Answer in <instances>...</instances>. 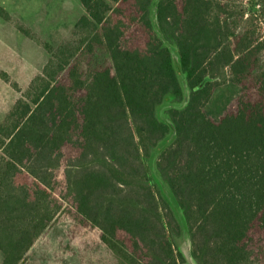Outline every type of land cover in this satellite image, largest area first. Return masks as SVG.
Listing matches in <instances>:
<instances>
[{
	"label": "trees",
	"instance_id": "trees-1",
	"mask_svg": "<svg viewBox=\"0 0 264 264\" xmlns=\"http://www.w3.org/2000/svg\"><path fill=\"white\" fill-rule=\"evenodd\" d=\"M80 2L56 47L15 22L50 57L0 122L2 264L61 214L122 264H187V238L197 264H264L257 17L243 0ZM227 81L241 93L215 119L205 106Z\"/></svg>",
	"mask_w": 264,
	"mask_h": 264
},
{
	"label": "rangeland",
	"instance_id": "rangeland-1",
	"mask_svg": "<svg viewBox=\"0 0 264 264\" xmlns=\"http://www.w3.org/2000/svg\"><path fill=\"white\" fill-rule=\"evenodd\" d=\"M247 16L257 17L258 29L264 36L261 2L243 0ZM13 21L0 18V71L8 73L10 81L0 77V122L21 96L30 80L42 72L50 55L41 44L28 38L15 26L20 22L42 41L56 47L74 39L75 23L85 14L80 0H0ZM17 83L18 88L13 86ZM241 93V87L227 81L218 86L205 106L208 116L219 119L230 103ZM91 230L78 231L73 221L59 215L37 240L22 264H122ZM187 264H197L190 255V241H181ZM0 252V264H2Z\"/></svg>",
	"mask_w": 264,
	"mask_h": 264
}]
</instances>
